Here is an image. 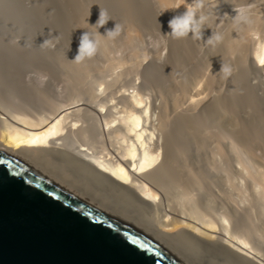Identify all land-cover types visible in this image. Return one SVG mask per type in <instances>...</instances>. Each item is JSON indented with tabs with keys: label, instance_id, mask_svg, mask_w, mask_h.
Returning a JSON list of instances; mask_svg holds the SVG:
<instances>
[{
	"label": "bare ground",
	"instance_id": "obj_1",
	"mask_svg": "<svg viewBox=\"0 0 264 264\" xmlns=\"http://www.w3.org/2000/svg\"><path fill=\"white\" fill-rule=\"evenodd\" d=\"M28 1L29 4L0 0V151L24 156L45 172L63 177L80 196L104 203L195 264H264V160L253 159L251 147H245L247 141L259 142L262 135L254 126L248 130L250 134L244 131L249 135L245 146L240 142L237 146L233 139L244 134L243 128L233 131L229 151L234 153L239 167L234 164L236 167L232 168L233 162L228 164L225 153L228 149L224 150L221 143L227 132L218 133L219 140L214 143L209 140L214 132L208 124L209 111L216 112L215 116L221 114L223 104L233 111L237 104H248L254 97L245 98L237 92L231 97L230 87L200 106L204 92L199 97L202 81L198 76L202 74H197L201 68L197 67V74L191 69L198 81L186 83L193 91L178 79L179 69H185L183 62L195 59L189 55L190 47H200L201 39L191 34L176 39L168 28L166 53L156 51L157 56H150L152 60L148 62L146 53L139 50L144 27L140 22L151 28L161 24L167 27L168 21L183 12L184 7L174 9V0ZM209 1L211 4H206L200 13L204 27L217 11L215 4L222 0ZM100 11L111 18L101 27L103 30L98 29L100 34L111 30L115 23L122 25L120 42L132 48L133 60L130 50V55H125L129 59L116 56L115 52L123 47L116 46L120 39L117 42L107 36L100 37L101 47L96 54V59L106 56L103 63H96L95 56L80 63L73 60L78 47L71 26L76 28L77 24L78 31L73 30L76 35L81 27L94 33L96 27L88 25L96 23ZM252 17L251 24L239 29L231 23V31L222 43L225 45L209 55L206 62L212 68L205 79L207 88L218 78L222 58L226 64L239 66L230 80L240 88L246 85L250 71L264 69V36L261 33L254 39L249 33L252 27L264 26V14ZM47 37L58 41L55 47L43 43ZM130 74L140 80L132 78L130 85L125 84L129 87H122L120 92L111 89ZM32 75L38 80L48 76L47 83L41 85ZM172 75L176 76L175 91L168 92L165 84L168 76L171 82ZM152 81L160 83L167 92L163 88L144 92L142 87ZM261 101L260 97L259 106ZM217 189L226 204L231 203L229 207L225 202L219 203L221 198L217 202Z\"/></svg>",
	"mask_w": 264,
	"mask_h": 264
},
{
	"label": "water",
	"instance_id": "obj_2",
	"mask_svg": "<svg viewBox=\"0 0 264 264\" xmlns=\"http://www.w3.org/2000/svg\"><path fill=\"white\" fill-rule=\"evenodd\" d=\"M0 264H195L67 180L0 151Z\"/></svg>",
	"mask_w": 264,
	"mask_h": 264
},
{
	"label": "rangeland",
	"instance_id": "obj_3",
	"mask_svg": "<svg viewBox=\"0 0 264 264\" xmlns=\"http://www.w3.org/2000/svg\"><path fill=\"white\" fill-rule=\"evenodd\" d=\"M155 1V0H154ZM212 1V0H211ZM214 1V0H213ZM212 1V2H213ZM223 1V0H222ZM221 1V2H222ZM18 2H19V0H18ZM25 3V4H29V1L28 0H21L19 3ZM190 2H192V0L190 1ZM189 2V3H190ZM216 3V13L214 14V16H213V19H209L208 20V22H207V27H204V29H203V31H204V33H203V36H202V39L201 40H199L198 42H199V45H200V47L198 48V49H200V51L198 50V49H194L195 48V46H191L190 47V54L189 55H191V57H194L195 59H196V62H194L193 63V60H195V59H187L185 62H183L184 64H185V66H187V67H185L184 66V68L185 69H183V67H181V69H179V70H181V71H179L178 73H180V74H178L179 76H178V79H179V77H180V79H182L184 82H185V84L186 83H189L190 84V82L192 81V79H194L193 81H196L197 80V78L199 77H201L202 78V80H201V78L199 79L198 78V80H200V82L202 81H205V82H201L200 84H201V87H206V88H199V90H201V92L199 93V97H201L202 96V94H203V92H204V94H203V96H202V98H204L200 103H201V105L200 106H203V103H204V105L205 104H207L209 101H211L212 99H214L215 97H217L219 94H223V93H225L224 91L227 89V88H230V87H232L233 88V90H232V95H231V97L232 96H234L235 94H237V93H239L240 95L239 96H242V97H247L248 95H251L252 97H254V98H252V102H250V103H243V102H240L239 103V105L237 104V107L233 110V111H231L230 109H229V107L228 106H226L227 104H223L222 106H220V108H222V109H220V111H221V114H217L216 116H215V114H216V112H213V111H211L212 113H214V116H213V114L211 115V112L209 111L208 113H209V117H208V124H210V126H209V128L211 129V128H213V132H214V134L213 135H211L210 136V138H209V140H211V141H215L214 143H216L218 140H219V134L218 133H226L227 132V134H228V136H227V138H225V141H221V143H222V145H223V147H225V149L224 150H226V148L228 149V153L225 151V153L226 154H228V164H229V162H233L231 165H230V167H232V168H235L236 166V168H238L239 167V165L237 164V163H235V161H236V158H235V155H234V153H232L231 151H229V150H231L230 149V147H229V140H230V137H234V135H233V131H237V130H242L241 128H243V132L245 131L246 132V134H250L251 132L250 131H252L251 129H252V127H256V130L257 131H259V134H260V136H261V140H259V142L258 141H256L255 143L254 142H252V141H250L251 143H252V145H251V143H249V141H247L248 139H249V135H246L245 134V132H244V134L243 133H240V136H238V137H234V141L236 142V144H237V142H240V145H241V143H243V145L245 146V144L244 143H246V141H247V144H246V146L245 147H247L248 145H249V147H251V148H249L250 149V153H251V157H252V155H253V159H255V160H264L263 158H264V121H262L261 119H263L264 120V69H259V70H256V71H250L249 73H248V75L246 76V85L243 87V88H240L239 86H238V84H237V82H235V81H231L230 80V77L227 79V80H225L224 78H223V74L221 73V75H220V72H218L219 74H218V78L216 79V81L214 82V84H211V86L209 87L208 86V88H207V84H206V78H207V75L209 74V72H210V70H211V66L210 65H208V63L206 62V60L209 58V55H211L212 54V52L214 51V49L215 48H212L211 47V49L212 50H210V49H208V48H210V46H208V44L207 43H204V42H206V39L209 37V35L208 34H212L211 32L214 30V27H215V31H213V33H216V32H220L219 31V29L221 30V32L223 33L224 31H228V30H230L231 31V29H229V28H232V19H231V17L235 14V12H234V9H236V8H240V7H248V8H250L251 9V14H252V16H253V14H254V16L255 15H260V14H264V0H225V1H223L222 3ZM208 3L209 4H211V2L208 0ZM207 3V4H208ZM208 4V5H209ZM231 4V5H230ZM207 5V6H208ZM218 5H220V6H218ZM220 9V10H219ZM254 9H256V10H254ZM222 10V11H221ZM224 10V11H223ZM253 10H254V13H253ZM256 13H258V14H256ZM220 17H219V16ZM251 16V17H252ZM254 16L252 17V18H254ZM220 18L219 20L217 19V18ZM229 18L231 19V22L229 21ZM216 19V20H215ZM221 19H222V21H221ZM211 20V21H210ZM209 21L211 22V23H209ZM216 21H220V23H216ZM223 22H227V23H223ZM142 22H140L139 23V25H143L144 27L142 28V26L140 27V29L142 28V30H141V36H140V34H139V36H140V38H142V39H140V42L138 43V44H141L140 46H139V50H141L142 49V51L144 52V53H146L145 55H147V57H146V59H147V61L145 60V59H142V62H148L149 60H152L155 56H157V53H155L156 51H158L159 53L158 54H161V53H166V48H165V45H166V39H165V36L168 34L167 32H168V26L167 27H164V25H159L158 27H150V30L149 31H147V28L149 29V27H148V25H146L145 23H142ZM93 24V23H92ZM210 24V25H209ZM214 24H215V26H214ZM221 24V25H220ZM223 24H225V25H227L225 28L223 27ZM87 25V24H86ZM85 25V26H86ZM139 25H138V27H139ZM217 25V26H216ZM89 27L90 26H92V27H96V25L94 26V25H91V24H89L88 25ZM146 26V27H145ZM211 26H213V27H211L212 28V31H211V29H210V27ZM218 26H220V27H218ZM230 26V27H229ZM74 27V28H73ZM165 28V29H161V30H163V31H159V29L160 28ZM218 27V28H217ZM73 28V29H72ZM77 28V29H76ZM76 28H75V26H71V29H72V31L74 30V29H76L75 31H78V26H77V24H76ZM146 30H145V29ZM207 28H209V30L207 29ZM228 28V29H227ZM261 28V29H260ZM80 29V28H79ZM86 30V31H88V30H90V28H83V30ZM144 29V30H143ZM154 29H156V31L154 30ZM166 29H167V31H166ZM224 29V31H222ZM227 29V30H226ZM257 29L260 31V33L257 31ZM264 26H260V27H258V28H256V27H252V29L251 30H249L250 32V35L255 39V38H257L258 37V35H261V33H262V35L264 36ZM82 27H81V29H80V31H81V33H77V35H76V33L74 34V31L72 32L71 31V34H72V36L75 38H73L74 39V44H76V46L78 47V42H79V36H81V34L83 33L82 31ZM99 30H103L102 28H99ZM138 30H139V28H138ZM207 30H208V32H207ZM140 31V30H139ZM138 31V32H139ZM165 31V32H164ZM230 31H228V32H224V36H226V38H227V36H228V33H230ZM122 32L124 33V28H122ZM121 32V33H122ZM153 32L154 33H156V34H153ZM163 32V33H162ZM258 34H257V33ZM140 33V32H139ZM158 33V34H157ZM206 33V34H205ZM255 33V34H254ZM206 35H207V37H206ZM48 36H50V35H48ZM121 36L122 35H120V37L119 38H116V41L118 42V39H120L121 38ZM257 36V37H256ZM52 37V36H51ZM48 38V37H47ZM53 38V37H52ZM52 38H48V39H46L47 41H49V39H51L50 41L53 43V42H55V43H53V44H57L58 43V41L55 39V40H53L52 41ZM160 38H164V40H165V42H164V40L163 39H160ZM226 38H225V40H226ZM54 39V38H53ZM78 39V40H77ZM57 41V42H56ZM115 41V44L117 43ZM121 41V39L119 40V44L117 43L116 44V46L118 45V46H123V45H121L122 43L120 42ZM225 41H223V43H224ZM161 43V44H160ZM45 44H47V43H45ZM162 46V48L160 47V48H158L160 45ZM47 45H49V44H47ZM157 45H159V46H157ZM224 46L225 44H220L219 46ZM143 46V47H142ZM219 46H217V47H219ZM76 47V48H77ZM146 47V48H145ZM216 47V48H217ZM156 48H157V50H156ZM197 48V47H196ZM159 49H160V51H159ZM164 49H165V52H164ZM130 50H132V48L130 49L129 47H125V46H123V47H121V50H120V48L118 49V51H117V53L115 52V55L116 56H121L122 55V57H123V55H124V58H125V55L126 54H128V55H130L129 54V52L128 51ZM145 50H147V51H145ZM152 51V53L150 52V51ZM210 50V51H209ZM127 51V52H126ZM198 51H199V53H198ZM148 52H149V55H148ZM194 52V55L192 54ZM131 53V56L133 55L132 54V51L130 52ZM198 53V54H197ZM119 54H121V55H119ZM162 54V55H163ZM205 54H206V56H205ZM193 55V56H192ZM199 55V56H198ZM234 55H236V54H234ZM233 55V56H234ZM152 56H154V57H152V59H150ZM232 56V57H233ZM102 57L103 56H97V59H96V55H95V57H94V60H95V62L96 63H101V61H102V63H103V61H105L106 60V56L105 57H103V60H102ZM149 57V58H148ZM190 57V56H189ZM198 57H201V58H199L198 59ZM235 57V59L237 58V56H234ZM126 58H127V56H126ZM125 58V59H126ZM130 58V56H128V58L127 59H129ZM132 59H130V60H133V56L131 57ZM142 58V57H141ZM231 58V57H230ZM99 59H100V61H99ZM105 59V60H104ZM149 59V60H148ZM201 59V60H200ZM224 58H222V60H223ZM227 59V58H226ZM231 59H233V58H231ZM235 59H233L234 61H232V62H235ZM97 60V61H96ZM145 60V61H144ZM189 60V61H188ZM222 60L219 62V66H220V64H226V63H224V61L222 62ZM190 61H192V62H190ZM145 62V63H146ZM187 62V63H186ZM189 62V63H188ZM145 63H142V64H145ZM189 64L191 65V66H189ZM203 64V65H202ZM205 64V65H204ZM206 64L208 65V66H206ZM194 65V66H193ZM193 66V67H192ZM196 69H195V68ZM197 67H200L201 69H198ZM204 67V68H203ZM208 67V68H207ZM211 67V68H210ZM233 67V69H234V71H233V74H232V76L237 72L238 73V71L240 70V68H239V66L236 64H234V66H232ZM188 68H190V69H188ZM193 68V70H194V72L193 73H195V74H197L196 72L199 70V74H197V76L198 75H200V73L202 74V75H204L203 73H205V71H206V73H205V75L204 76H194L193 75V73H192V71L193 70H191ZM207 68V69H206ZM210 68V69H209ZM238 68V69H237ZM198 69V70H197ZM220 69V68H219ZM219 69L217 70V71H219ZM238 70V71H237ZM190 71V72H189ZM203 73H202V72ZM183 73H185V74H183ZM187 73H189V74H191V75H193V76H191L190 75V78H188V76H189V74H187ZM32 74V73H31ZM177 74H176V76H177ZM181 75V76H180ZM175 75L173 76L172 75V77H171V82H170V76H168L167 77V80H166V84H165V88H166V90H168V92L169 91H171V92H173V91H175V89H173L174 88V83H173V80H174V78L173 77H176ZM185 77V79H184V77ZM186 76H187V78H186ZM239 76H241V74L239 75ZM34 77V79H35V81L37 80V82H39L40 81V84L41 85H43V83H45L46 82V80L48 79L47 77H46V79L45 78H43L44 80H38V78L39 77H35V75H32V78ZM130 77V78H129ZM135 77V74H134V76L133 75H129L127 78H126V80H123L122 82H120V84H118V85H114L111 89L114 91V92H120V89L123 87V88H125V87H129V86H126V85H130V83L129 82H131L132 81V78L133 79H135L134 78ZM204 77V78H203ZM220 77V78H219ZM128 78H129V81H127L128 80ZM33 79V80H34ZM189 79V81H185V80H188ZM131 80V81H130ZM136 81H138V80H140V79H135ZM191 80V81H190ZM197 80V81H198ZM42 81H44V82H42ZM42 82V83H41ZM126 82V83H125ZM47 83V82H46ZM132 83V82H131ZM156 83V84H155ZM172 83V84H171ZM121 84H124V85H121ZM126 84V85H125ZM168 84V85H167ZM189 84H186L187 86H188V90L190 91V90H192V88H190L191 86L189 85ZM125 86V87H124ZM147 87V88H146ZM219 87V88H218ZM123 88L121 89V90H123ZM142 88H144L145 89V91L144 92H159V90H161L163 87L160 85V83H158V82H156V81H152V83L150 82V84L148 85V86H144V87H142ZM165 88H163L162 89V91L165 89ZM218 90H216V89ZM63 89V88H62ZM119 89V90H118ZM159 89V90H158ZM204 89V90H203ZM215 89V90H214ZM166 90H164L163 92H167ZM208 91L207 93H206V91ZM219 90H220V92H219ZM224 90V91H223ZM112 91V92H113ZM162 91H160V92H162ZM193 91V90H192ZM213 91V92H212ZM215 92H216V94H215ZM219 92V93H218ZM237 92V93H236ZM242 92V93H241ZM254 92V93H253ZM190 93H193V92H190ZM205 93L206 94H208V95H206L205 96ZM251 93V94H250ZM187 94V93H186ZM258 96V97H257ZM261 97V102H262V105L261 106H259V104H258V99ZM230 98V97H229ZM185 100H187L188 101V99L185 97L184 98ZM183 98H182V100H184ZM206 99V100H205ZM205 101V102H204ZM221 101V100H220ZM182 103V102H181ZM184 104L185 103H187L186 101H184L183 102ZM182 103V106L183 107H186V106H184V104ZM222 103V102H221ZM228 107V108H227ZM258 108V110H257V108ZM260 107H261V109H260ZM256 110H255V109ZM260 109V110H259ZM254 110V111H253ZM219 111V110H218ZM219 111V112H220ZM230 111V112H229ZM257 111V112H256ZM222 112H225V113H223V115H222ZM227 112V113H226ZM253 114H252V113ZM249 113V114H248ZM260 113V114H259ZM252 114V115H251ZM247 115H249L248 117H247ZM232 116H234V117H236V119L234 118V117H232ZM237 116H238V118H237ZM241 116V117H240ZM244 116V117H243ZM246 116V117H245ZM255 116H257V117H255ZM245 118V119H244ZM234 119V120H233ZM251 119V120H250ZM257 119H258V121H257ZM229 120L231 121V122H233V123H230L229 122ZM237 120V121H236ZM248 120H250V121H248ZM257 122H256V121ZM236 121V122H235ZM246 123H244V122ZM251 121H254V122H251ZM261 121V122H260ZM235 122V123H234ZM239 122V123H238ZM243 122V123H242ZM242 123V124H241ZM244 125V126H243ZM248 126H250V127H248ZM261 128H262V130H261ZM231 129V130H230ZM245 129H247V131L245 130ZM230 130V131H229ZM248 130H250V131H248ZM228 131H229V133H228ZM217 132V133H216ZM249 132V133H248ZM232 133V134H231ZM232 135V136H231ZM246 135V136H245ZM218 136V137H217ZM213 137H214V139H213ZM232 137V138H233ZM245 137V138H244ZM248 138V139H247ZM263 138V139H262ZM239 139V140H238ZM246 139V140H245ZM238 140V141H237ZM228 142V143H227ZM224 143V144H223ZM226 143V144H225ZM249 143V144H248ZM254 143V144H253ZM239 144V143H238ZM237 144V146H239ZM241 146V147H243V148H245L244 146ZM252 146H254V147H252ZM240 147V148H241ZM252 150H253V152H252ZM230 152V153H229ZM206 155H208V156H210V154H208L209 152H207V151H205L204 152ZM230 154V155H229ZM232 156H234V157H232ZM259 158H258V157ZM236 166H235V165ZM235 166V167H234ZM218 191V192H217ZM215 193H216V195H219L220 194V192H219V190L217 189V190H215ZM222 200H221V199ZM218 199H220L221 201L219 202L220 204L222 203V205L224 204V202H225V206H230V204L231 203H229L228 201V205L226 204V201L224 200V198L221 196V195H219V197L217 196V202L219 201ZM218 203V204H219Z\"/></svg>",
	"mask_w": 264,
	"mask_h": 264
},
{
	"label": "clouds",
	"instance_id": "obj_4",
	"mask_svg": "<svg viewBox=\"0 0 264 264\" xmlns=\"http://www.w3.org/2000/svg\"><path fill=\"white\" fill-rule=\"evenodd\" d=\"M208 0H192L188 3V0H174V9L184 7V11L174 15L168 21V27L170 29L171 36L176 39L188 37L190 34L196 39H202L204 29V17L200 15L203 12ZM186 5V6H185ZM216 5V4H215ZM214 5V6H215ZM166 8L164 10H169ZM163 10V11H164ZM172 10V9H171ZM162 11V12H163ZM162 12L160 14H162ZM235 14L232 16V23L234 29H239L241 26L251 24V9L248 7H240L234 9ZM111 20L107 12H99L98 19L94 25H96V31L94 33L83 31L79 37V44L77 54L74 59L77 63L84 61L85 59L93 58L101 47L100 37L107 36L109 40H115L121 35L122 25L114 24L111 30H105V34H100L99 28L105 26L107 22ZM225 36L222 32L213 33L206 39V43L216 48L223 43ZM52 47H55L51 41H43ZM159 46V45H157ZM233 67L230 64H220L218 72L223 74V78L227 80L233 74Z\"/></svg>",
	"mask_w": 264,
	"mask_h": 264
}]
</instances>
